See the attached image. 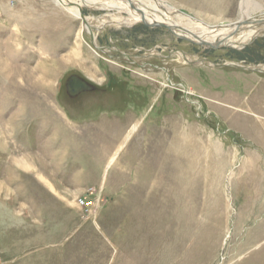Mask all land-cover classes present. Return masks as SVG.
<instances>
[{
	"label": "rangeland",
	"instance_id": "374dc122",
	"mask_svg": "<svg viewBox=\"0 0 264 264\" xmlns=\"http://www.w3.org/2000/svg\"><path fill=\"white\" fill-rule=\"evenodd\" d=\"M158 1L242 19V0ZM81 11L92 34L54 0H0V264H264V32L208 49ZM73 75L96 91L70 97Z\"/></svg>",
	"mask_w": 264,
	"mask_h": 264
},
{
	"label": "bare ground",
	"instance_id": "6f19581e",
	"mask_svg": "<svg viewBox=\"0 0 264 264\" xmlns=\"http://www.w3.org/2000/svg\"><path fill=\"white\" fill-rule=\"evenodd\" d=\"M54 3L57 6L66 8L73 17L80 19L83 22L80 36L84 30H87L88 33L92 34L93 27L91 23L94 22H91L92 19L85 17L82 14V7H90L92 9L100 10H128L131 14V18L128 19L129 22H145L144 24L149 27L154 25H160L158 27H161L162 25H165L170 29H167L166 27L163 28L171 31L177 38L186 40L191 44L203 45L202 47L208 49H243L248 45L249 41L252 43L254 39L261 36L264 32V10L253 0H242V19L240 22L219 26L216 29L210 27L205 28L203 23L201 24L197 20H191V22L189 20L188 22L183 23L182 19H187V14L179 13L173 15V9L170 7L167 11L164 6L165 3L158 0H81V2L80 0H54ZM130 6H132L133 9L130 8ZM253 12H255V16H252ZM234 28V34L239 31L243 32V36L240 38L241 40H236L232 37L233 34H229ZM225 33H228L229 35L224 36ZM181 56L185 63L193 62L187 55L181 53ZM113 160L114 158L112 161ZM21 165H23V163H21ZM24 166L27 165L24 164Z\"/></svg>",
	"mask_w": 264,
	"mask_h": 264
},
{
	"label": "water",
	"instance_id": "95a60500",
	"mask_svg": "<svg viewBox=\"0 0 264 264\" xmlns=\"http://www.w3.org/2000/svg\"><path fill=\"white\" fill-rule=\"evenodd\" d=\"M158 26H160V25H154L152 27H158ZM239 26H240V24H239ZM161 27H166L167 29H170L165 25H162ZM202 61L206 62V60H202ZM232 67L241 68V69L248 70V71L262 72V70H260L258 67L245 68V67H240L237 65L232 66ZM67 88H68V91H69L71 96H76L77 94H79L81 92L91 91L94 89L89 83H87L86 81H84L83 79H81L79 77H71L68 81Z\"/></svg>",
	"mask_w": 264,
	"mask_h": 264
},
{
	"label": "flooded vegetation",
	"instance_id": "af4514ba",
	"mask_svg": "<svg viewBox=\"0 0 264 264\" xmlns=\"http://www.w3.org/2000/svg\"><path fill=\"white\" fill-rule=\"evenodd\" d=\"M77 76H78V75H77ZM77 76L73 75L72 77H77ZM79 78H83V77L79 76ZM67 84H68V83H66V91H67L68 95H69L70 97H72V98H78V97H80L81 95L88 94V93H93V92L96 91V90L93 89V90H91V91L81 92V93L77 94L76 96H71L70 93H69V91H68ZM108 87H109V86H108ZM104 90H105V89H104Z\"/></svg>",
	"mask_w": 264,
	"mask_h": 264
}]
</instances>
